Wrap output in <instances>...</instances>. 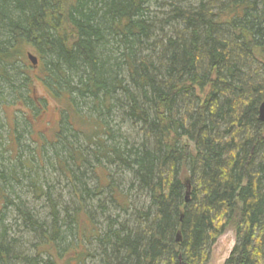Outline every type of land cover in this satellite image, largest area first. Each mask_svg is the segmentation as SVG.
I'll use <instances>...</instances> for the list:
<instances>
[{
	"label": "trees",
	"instance_id": "trees-1",
	"mask_svg": "<svg viewBox=\"0 0 264 264\" xmlns=\"http://www.w3.org/2000/svg\"><path fill=\"white\" fill-rule=\"evenodd\" d=\"M29 45L65 103L53 140L0 156V264H206L228 227L224 264H264V0H0V89H30Z\"/></svg>",
	"mask_w": 264,
	"mask_h": 264
},
{
	"label": "rangeland",
	"instance_id": "rangeland-1",
	"mask_svg": "<svg viewBox=\"0 0 264 264\" xmlns=\"http://www.w3.org/2000/svg\"><path fill=\"white\" fill-rule=\"evenodd\" d=\"M72 0H65L69 4ZM164 1V0H160ZM154 9H157V7ZM34 54L32 46H27L23 53V62L28 67L29 76L34 79L33 83L30 86V89L27 91L22 88L20 91L11 92L5 86L0 89V156L8 159L4 164H10L14 159L16 151L21 153V158L25 157L28 154V149H35L37 146H42L44 143L53 140L55 136L56 126L60 122V107L64 105L65 99L62 96L61 100L57 99L49 88H47L40 80L37 78L42 77V73L39 70V67L32 66L29 59L26 57L27 53ZM21 66L20 63L17 64V67ZM30 96L33 99V102L38 103L39 99L43 100L44 107L42 112L38 116L32 115L29 111L28 115H23L18 111V107L21 105L19 102H16L17 95ZM22 106V105H21ZM30 107V105H27ZM25 106H22L24 108ZM82 109V108H79ZM83 114H88L87 109L81 110ZM25 116V117H24ZM116 125V124H114ZM116 127V126H115ZM26 128V129H25ZM25 129V130H24ZM25 131V132H24ZM21 133L19 141L16 137L18 133ZM187 141V140H185ZM18 143L20 145H18ZM28 145V146H26ZM26 146V147H24ZM47 156H52L51 147H46ZM111 169V168H110ZM115 177L117 173L112 169L111 171ZM60 169L59 167H54V169H48L46 175L49 178L48 185L50 186V192L57 197L58 193H61L65 200L68 199V189L64 182L59 181ZM93 179H91L92 181ZM92 184V182H91ZM26 185V182H23V186ZM19 186L15 184L16 194L20 196L23 200H26L28 203L27 206L35 212L46 214L49 211V205L44 199H36L32 196L31 191H27L25 186ZM21 187V188H20ZM128 187V186H127ZM44 189L45 186H44ZM133 194V191H132ZM140 197V195H139ZM15 203L18 204L19 201L17 198H14ZM102 199V198H101ZM92 206L89 205L90 208ZM8 209L12 210L11 207ZM91 209V208H90ZM92 210V209H91ZM13 211V210H12ZM118 211V210H116ZM95 220L96 225L104 224V217L100 216L99 209L96 210ZM5 224L10 226L8 229L9 236L18 237L21 233V221L15 219V215L9 214L8 218L5 220ZM32 240H29V242ZM236 237L235 232L232 227H228L216 240V242L211 245L208 252V261L206 264H224L226 259L231 254V251L235 245ZM28 248V245L26 246ZM92 264V263H91Z\"/></svg>",
	"mask_w": 264,
	"mask_h": 264
},
{
	"label": "water",
	"instance_id": "water-1",
	"mask_svg": "<svg viewBox=\"0 0 264 264\" xmlns=\"http://www.w3.org/2000/svg\"><path fill=\"white\" fill-rule=\"evenodd\" d=\"M27 58L32 63V65L37 64V58L33 56L31 53H27ZM258 119L264 124V101H262L258 108ZM180 240L179 235L176 237V241L178 242Z\"/></svg>",
	"mask_w": 264,
	"mask_h": 264
}]
</instances>
